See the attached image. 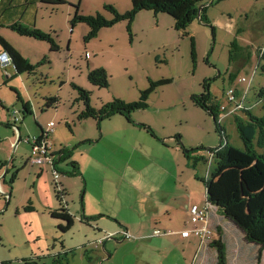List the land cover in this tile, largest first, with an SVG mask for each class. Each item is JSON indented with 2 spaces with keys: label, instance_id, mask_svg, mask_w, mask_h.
<instances>
[{
  "label": "rangeland",
  "instance_id": "1",
  "mask_svg": "<svg viewBox=\"0 0 264 264\" xmlns=\"http://www.w3.org/2000/svg\"><path fill=\"white\" fill-rule=\"evenodd\" d=\"M2 1L11 5L5 10L4 21L13 13L32 17L34 11L38 10L37 26L51 34L59 50L50 51L47 42L37 39L24 43L17 41L25 54L32 58L34 72L16 74L14 80L9 81L12 87L0 89V177L8 168L2 186L5 188L6 185L11 190L7 203L4 194H0V264L31 263L35 252L33 230L46 232L48 223L52 221L42 209L45 203L48 205L49 196L56 200L52 180L45 182L42 179L43 184H39L46 197L37 193L33 173L35 167L31 170L28 164H24L30 155V145L25 139L37 135L38 125L45 128L49 121L56 124L51 137L56 136L61 140L69 141V138L82 136L84 132L92 135L101 132V122L97 128L95 119H88L87 124H83L84 119L77 118L85 106L77 87L89 92V104L97 108L114 98L125 102L137 101L151 83L170 79L169 83L157 85L146 101L147 107L135 110L132 117L150 126L159 136H171L175 140V134L181 135L186 149L195 148L191 152L193 157L204 151L198 148L220 144L212 116L191 98L204 92L205 80H208V91L213 101L221 105L224 103L223 93L232 84L229 74L249 77L255 69L244 103L254 114L264 115V103L258 97L259 89L264 88V59L258 53L259 50L264 51V0H201L200 5L205 6L204 15L214 26L213 33L211 27L198 18L185 30H179L170 15L142 10L130 24L126 20L119 21L101 28L90 39H84L90 29L86 23L76 22L71 26L74 6L79 4V13L84 16L100 14L110 19L113 15L106 6H112L122 13L132 7L131 0H64V3L53 5H38V0ZM234 42L247 50L250 57L236 60L239 51L234 49ZM45 57L46 60L42 62ZM97 67L107 71V87L93 86L89 82V69ZM236 85L241 96L243 84ZM11 88L24 98H29L34 106L32 114L18 112L20 120L15 125L17 131L12 127L14 120L11 111L21 110V103ZM50 96L58 97V103L46 107L45 98ZM222 122L229 143L243 149L233 116ZM18 134L21 140L14 147L11 142H16ZM196 160L195 178L203 187L201 179L214 170L215 157L210 161ZM192 161L194 159L190 160V165ZM64 163L63 160L58 166L66 167ZM16 169H19L17 179L10 185V175ZM68 199L70 208L75 206L78 203L76 191ZM27 205L32 206L33 211H25ZM227 231L226 236L233 241L237 233H232L228 228ZM240 233L237 234V249L233 242H229L231 248L229 245L227 264H264V250L257 262V245L244 241ZM79 235L77 227L72 228L65 235L66 242L76 245ZM48 240L51 246L53 240ZM224 242L226 245L225 239ZM44 245V237H40V248H44ZM77 250L75 247L74 251ZM209 251V259H202V263L217 264L215 247ZM72 253L68 254L69 258L77 254L73 264H84L80 250ZM37 263L41 264L42 261Z\"/></svg>",
  "mask_w": 264,
  "mask_h": 264
},
{
  "label": "crops",
  "instance_id": "2",
  "mask_svg": "<svg viewBox=\"0 0 264 264\" xmlns=\"http://www.w3.org/2000/svg\"><path fill=\"white\" fill-rule=\"evenodd\" d=\"M37 3L42 4L40 0ZM10 6L0 0V35L31 63H34L17 41L24 43L27 40L36 39L17 35L9 28V25L20 23L25 26L40 27L44 31L36 24L38 10L34 11L32 17L13 13L8 20L4 21L5 10ZM2 51L0 46V53ZM16 74L11 62L5 67H2L0 63V89L6 86L12 87L9 81H13ZM19 95L23 101L28 102L33 111L34 106L30 99L24 98L20 92ZM221 116L222 112L219 118ZM230 116L233 115L225 116L222 121ZM132 118L135 122H142L137 117ZM88 119L92 118L84 119L83 124H87ZM100 126L99 134L92 135L84 132L82 136L69 138V141L57 139L56 136L51 137L52 133L50 134L49 139L56 151L62 146L73 148L70 158L64 160L66 167L58 165L57 167L63 172H61L60 183L64 190V197L60 203L72 215L74 221L72 228L77 227L80 235L76 245L66 242L65 235L72 228L66 232H61L57 228L58 224H64V221L50 216L49 212L57 210L60 205L57 200L49 196L48 205L45 203L42 209L52 221L48 223L46 232L33 230L32 245L35 252H33L34 259L30 262L73 264L77 254L72 255L71 258L68 254L77 253L80 250L84 264H191L199 240L194 236L181 238L179 231L190 227L188 208L192 203L203 204L206 192L205 186L202 187L201 183L197 182L195 169L191 167L190 160L186 159L184 151L171 136H159L157 132L155 134L157 138L149 135L143 128L127 121L120 114L101 121ZM86 139L91 141L83 143L82 141ZM11 144H14V140ZM182 144L184 145L183 141ZM201 154L207 157L204 151L196 153L195 156ZM58 156L63 155L60 153ZM71 161L76 163L75 173H72L69 165ZM25 164H28L27 161ZM193 164L196 167V162ZM30 167L31 170L35 167L33 173L37 181V193L46 197L47 194L44 193L43 187H39V184H43L42 179L45 182L52 179L50 171L37 165ZM2 176L0 183L3 193L9 195L4 199L7 203L11 190L6 185L5 188L2 186V181L5 182ZM74 191H76L78 203L70 208L68 197ZM3 193L0 192L1 195ZM31 209L24 208L25 211H33V207ZM215 214L210 218L214 226L219 225L215 239L220 238L227 247L228 259L229 242H233V246L237 249L236 240L239 242L240 231L224 219L218 210ZM227 228L232 233L238 234H236L237 238L233 237V241L226 236L229 231ZM120 229H127L133 238L124 239L118 233ZM154 230H171L173 234L162 233L151 236ZM108 233L115 234L114 238L98 242ZM40 237H44V248L39 246ZM50 238L53 240L51 246L48 240ZM240 238L243 239L242 233ZM224 239L227 242L226 245ZM75 247L78 248L77 251H74ZM210 248L212 249L207 247L203 251L200 259H209Z\"/></svg>",
  "mask_w": 264,
  "mask_h": 264
},
{
  "label": "trees",
  "instance_id": "3",
  "mask_svg": "<svg viewBox=\"0 0 264 264\" xmlns=\"http://www.w3.org/2000/svg\"><path fill=\"white\" fill-rule=\"evenodd\" d=\"M40 1L43 4L50 5L64 3V0ZM200 1L201 0H131L132 7L122 13L118 12L112 6H106V8H108L113 15V17L110 19H107L100 14H96L95 16H84L79 13V4H77L76 6H74L75 15L71 20V26H74L76 22L86 23L90 29L88 34L84 36V39H90L92 37H95L97 35V32L103 27L112 26L122 20H126L130 24L134 20L138 12L142 10H152L155 13L163 12L170 15L175 20V27L179 30H185L193 20L198 18L200 21L208 24L211 27L213 33L214 26H212L207 21V18L204 15L205 6H203V8L201 9L200 16L198 17V6L200 5ZM9 28L21 36H26L47 42L50 45V51H58L59 49L51 34L46 33L39 28H36L34 26H25L20 23H13L9 25ZM232 45L236 51H239V53L236 55V60L246 56L250 57V53L243 47L237 45L235 42L232 43ZM0 46L2 47L3 51H6L8 53L11 59V63L13 64V67L17 74H20L22 72H34L33 69L35 64L31 63L27 58H25L1 35ZM258 53L259 57L264 59V51L260 52L259 50ZM231 57L232 56H230V58ZM44 60H46V57L42 59V62ZM255 72V69L252 70V73L249 77L239 76L234 73L229 74V79L232 83L230 84V86H233L234 93L236 94L238 102L242 99L243 102H245L246 98H243L242 96L244 95V93H248L249 85L255 75ZM241 77H244L245 80H240ZM87 78L93 86H108V74L103 67L89 69ZM169 82L170 79H161L155 83H151L147 89L141 92L140 98L137 101L125 102L120 98H114L112 101L103 104L98 109L90 106L89 92L82 89L81 87H77L80 92V98L84 101L85 105L84 110L79 113L77 118L79 120L93 118L96 120V126L98 128L99 123L102 120L107 119L115 114H120L124 116L127 121L146 129L152 136L156 137L154 131L150 128V126L144 123L135 122L132 118V113L135 110L144 109L147 107L146 101L150 93L154 91L157 85L166 84ZM234 82H236V84H243L244 88L241 96L239 95V89L237 85L234 84ZM203 85L204 92L200 95H192L191 98L197 106H199L212 116L216 130L220 136V144L216 147L198 148L204 150L205 154L207 151L213 153L212 157H209L207 154V157H205L203 154L193 157L191 156V152H193L195 148L186 149L182 144L181 135L175 134V142L180 146L182 151H184L186 159H194L191 164V167L193 169H195V165L193 164V162H196V159L210 161L211 159H213V157H215L216 164L214 170L209 171L208 176L201 179L205 186V200L216 208V210L211 213L210 218L216 215L215 213L218 210L224 217V219L236 226V228L242 233L244 241L257 245V253L255 259L257 262H259L261 254L264 250V115H256L253 113L251 108L247 107L236 110L235 113L231 114L233 115L239 138L243 143V149L237 148L229 143L224 126L219 120V114L221 112L220 107L222 104H225V101L224 103H221V105L218 104L217 101H213L212 96L208 91V80H205ZM11 90L15 92L17 100H19L21 103V110H13L21 111L24 115L32 114L28 102L23 101L16 90H14L13 88H11ZM258 97L264 103V88L259 89ZM45 100L46 101L44 106L46 107H51L53 104L58 103V97L56 96L46 97ZM223 100H225L224 93ZM13 110L11 111V114ZM238 112H241L240 115H236ZM55 126L56 124L54 125V127ZM38 127L39 133L35 136L42 137L48 127V123L45 128H42L39 125ZM53 129L52 131L48 132V139L50 134L53 132ZM32 137H28L25 139V142L30 145V153L32 150ZM20 140L21 138L19 137L18 141ZM89 141L91 140L86 139L82 142L85 143ZM51 145L53 152L57 156V158L54 160V168L58 170L62 175L63 172L58 169L57 165L59 162L66 160V158H70V153L72 152L73 148H66L65 146H62V148L56 151V149L53 148L52 143ZM60 153L63 156L59 157L58 154ZM26 161L28 165L31 166L29 157ZM69 165L72 168V173H75V161H71ZM7 172L8 168L5 169L2 177L5 178ZM18 172L19 169H16L11 173L9 178L10 185L17 179ZM51 178L53 184V193L55 194V198L60 206L57 210L50 211L49 214L52 218L64 221V224H58L57 228L61 232H66L73 226V217L68 213L67 208L62 203H60V200H62L64 197V190L62 189L60 183L61 176L58 180H55L52 175ZM198 205L202 206V204ZM24 208L25 210H32V207L29 205L25 206ZM212 226L214 228V238L211 242H208V247H215L217 264H227L226 247L221 242L220 238L218 240L215 239L216 230L217 228H219V225L216 227L212 224ZM150 235L154 236L153 232ZM201 255H199V257H201ZM199 263L203 264L202 259H197L195 264ZM23 264L33 263L25 262Z\"/></svg>",
  "mask_w": 264,
  "mask_h": 264
},
{
  "label": "built area",
  "instance_id": "4",
  "mask_svg": "<svg viewBox=\"0 0 264 264\" xmlns=\"http://www.w3.org/2000/svg\"><path fill=\"white\" fill-rule=\"evenodd\" d=\"M11 62V59L6 51H2L0 53V63L2 67H5L7 64ZM242 81L245 80L244 77H241ZM249 85V84H248ZM225 104H222L220 107V110L222 112V116L219 118L220 122L225 116L231 115L236 112V110L242 109L244 107H247L243 99L238 102L236 94L234 93L233 86H230L225 92ZM246 93L242 96L243 98H246ZM249 108V107H247ZM17 110H13L12 116H13V124H16V122L19 120ZM55 123L53 121L48 122V127L42 137L33 136L32 137V150L29 156V162L31 165H37L43 169H47L50 171L51 175L55 180H58L61 176L60 172L54 168V160L57 158L55 153L52 150L51 142L48 139V132L52 131ZM14 129H16L14 127ZM206 154L209 157H212L213 153L206 152ZM0 192L3 193L1 183H0ZM4 194V193H3ZM216 210L215 206L210 204L205 200V202L202 204V206H199L198 204H192L189 207V221H190V227L185 228L181 231H179V236L181 238H188L190 236L197 237L199 240L196 253L194 255V258L192 259L191 264H195L197 259H200L199 255L203 253V251L208 247V242H211L214 238V228L211 223L210 215L211 213ZM118 233L121 234V236L124 239H130L132 238V235L127 231V229H122ZM170 235L173 234V231L171 230H154L153 234L154 236H158L160 234ZM115 234L108 233L106 234L103 239H99L98 242H102V240H109L113 239ZM200 264V263H199Z\"/></svg>",
  "mask_w": 264,
  "mask_h": 264
},
{
  "label": "water",
  "instance_id": "5",
  "mask_svg": "<svg viewBox=\"0 0 264 264\" xmlns=\"http://www.w3.org/2000/svg\"><path fill=\"white\" fill-rule=\"evenodd\" d=\"M203 6L204 5H199L198 6V17L200 16V11H201V9L203 8ZM16 124H12V127L14 128H16V131H17V127L15 126ZM19 137H20V135L18 134V138H17V140H16V142L14 143V147L16 146V144L19 142L18 140H19ZM4 196H6V197H9V195L8 194H4Z\"/></svg>",
  "mask_w": 264,
  "mask_h": 264
}]
</instances>
